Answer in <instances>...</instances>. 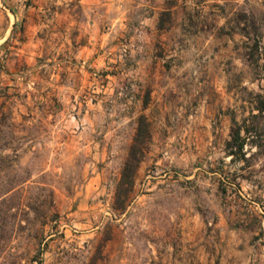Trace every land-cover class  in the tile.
<instances>
[{"label": "rangeland", "instance_id": "1", "mask_svg": "<svg viewBox=\"0 0 264 264\" xmlns=\"http://www.w3.org/2000/svg\"><path fill=\"white\" fill-rule=\"evenodd\" d=\"M253 93L264 0H0V264H264Z\"/></svg>", "mask_w": 264, "mask_h": 264}, {"label": "trees", "instance_id": "2", "mask_svg": "<svg viewBox=\"0 0 264 264\" xmlns=\"http://www.w3.org/2000/svg\"><path fill=\"white\" fill-rule=\"evenodd\" d=\"M252 95H254V99H255L254 104L252 103V105H253L252 109H253V112L254 111L257 112V114H252V119H258V118H261L262 116H264V95L260 94V93H253ZM254 131L255 132H253L250 129V127L247 126L246 122H244V124L242 126H239L235 130L233 140L235 142H237V146L235 148H233V143H230L232 149L234 150V152H232L233 154L243 153L245 142L248 139H250L249 141L252 142V144L256 143L254 141V139H255L254 133H257V130H254ZM19 185L20 184H12V183L9 184V186L5 190V193L2 196L8 195L12 191H14ZM12 196H13V194H12ZM10 198H11V195L6 196L2 202H8L10 200Z\"/></svg>", "mask_w": 264, "mask_h": 264}]
</instances>
